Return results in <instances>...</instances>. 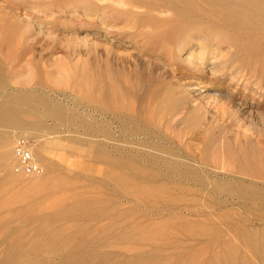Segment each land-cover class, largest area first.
<instances>
[{"label":"rangeland","instance_id":"1","mask_svg":"<svg viewBox=\"0 0 264 264\" xmlns=\"http://www.w3.org/2000/svg\"><path fill=\"white\" fill-rule=\"evenodd\" d=\"M191 1L0 0L34 47L0 54V95L69 114L21 103L34 130L0 125L48 149L40 176L0 162V264H261L244 235L264 242V9Z\"/></svg>","mask_w":264,"mask_h":264},{"label":"bare ground","instance_id":"2","mask_svg":"<svg viewBox=\"0 0 264 264\" xmlns=\"http://www.w3.org/2000/svg\"><path fill=\"white\" fill-rule=\"evenodd\" d=\"M186 1V0H185ZM189 3L193 2L191 0H187ZM195 1V0H194ZM262 0H254L252 2H249L250 6H258L259 8H263L264 9V2H260ZM187 2V4H188ZM226 2V1H223V3ZM231 2L233 1H228L229 5H231ZM210 4V3H209ZM227 4V3H226ZM233 5V4H232ZM224 6V5H223ZM249 7V6H248ZM244 8V7H243ZM12 29V28H11ZM10 31V30H9ZM8 31V32H9ZM15 38H14V35H9L6 30L4 28H0V54H2V52L6 49V51L9 50V52H13V54L15 56L17 55H24L25 53H28V52H32L34 50V47L33 46H22L23 42L22 40H18V41H14ZM16 42V45H11L12 43ZM16 46V47H14ZM14 47V48H13ZM1 57V55H0ZM200 60H201V57H200ZM1 62V61H0ZM2 63V62H1ZM2 67L1 64H0V75L1 73L3 72L2 71ZM4 69V68H3ZM3 76V75H2ZM5 83V82H4ZM3 85V79L0 77V87ZM17 91V90H16ZM28 91V90H27ZM23 92V93H14V94H6L4 92V94L2 93V95H0V98H1V101H0V125L1 126H4V127H7L8 129H16V130H20V131H27V130H34L32 126H30L29 122L26 123V122H23L20 118V109L21 105H25L27 108L26 112L29 113V114H34L36 113V111H39L37 109H40V108H43L44 110H46L47 114L49 116H55V118H58L61 122H68L69 119L67 118L68 115L65 117L64 116V113L63 111L60 109L59 106H57L56 104L54 103H51L52 101L51 100H47L46 98L42 97L41 94L39 95L38 93L36 92ZM51 101V102H49ZM19 106V107H18ZM24 109V108H23ZM25 111V110H24ZM24 111L22 114H24ZM29 114H26V115H29ZM40 114V113H39ZM38 115V114H37ZM29 116H33V115H29ZM40 116V115H39ZM42 116V115H41ZM39 118V117H38ZM42 118V117H40ZM23 119V118H22ZM35 119H37L35 117ZM57 119V120H58ZM40 120V119H39ZM36 121V120H35ZM37 122V121H36ZM36 122H33V123H36ZM41 122V121H40ZM39 122V124H40ZM37 123L34 125L36 127ZM41 126V124H40ZM6 128V129H7ZM5 138H0V147H1V150H0V162L1 161H6V160H10V159H14V156H13V153H12V149H11V140H7L5 142ZM49 142V141H48ZM50 143V142H49ZM47 143V144H49ZM51 144H57L56 142L54 143H51ZM49 144V145H51ZM33 147H37L40 149L41 152L43 153H47L48 152V149L46 148V146L44 147H41L40 144L37 142V139H33L32 141V146H31V150H32V153L34 155V150H33ZM99 147V146H98ZM37 150V149H36ZM116 152V151H115ZM39 153V152H38ZM40 154V153H39ZM53 154V153H52ZM59 154V153H57ZM42 155V154H40ZM116 156V155H115ZM35 157V156H34ZM114 158V157H113ZM110 159H108V162H109ZM113 161V160H112ZM121 161V160H120ZM7 162V161H6ZM115 162V161H114ZM113 162V163H114ZM130 162V161H128ZM110 163H111V160H110ZM1 164V163H0ZM168 164V163H167ZM170 166V164H168ZM143 171V170H142ZM144 172V171H143ZM44 174V173H43ZM42 174V175H43ZM8 176H14V174H12L10 171H8ZM33 176H40V175H33ZM2 177V176H1ZM1 179V178H0ZM9 179V178H8ZM6 180V178H5ZM11 180V178L9 179V181ZM264 181V180H263ZM5 182V181H4ZM244 184V183H243ZM248 185V184H247ZM264 185V183H263ZM243 185H241L242 187ZM222 187V186H221ZM251 187V186H250ZM1 188V187H0ZM242 189V188H241ZM226 190V189H225ZM238 190V189H236ZM227 191V190H226ZM246 191V190H245ZM233 192V191H231ZM244 192V191H243ZM249 193H251V191H248ZM254 192V190H253ZM252 192V193H253ZM260 192V191H259ZM257 192V195H259L260 193ZM246 193V192H245ZM255 193V192H254ZM259 193V194H258ZM227 193H225L226 195ZM230 194V192H229ZM232 194V193H231ZM239 197L241 196L242 198L245 197V198H249L250 200L251 199H254L253 197H246V196H243L245 194H241V193H238ZM247 194V193H246ZM233 195V194H232ZM236 195V193H235ZM254 195V194H253ZM256 195V194H255ZM263 195V193H262ZM260 197H255V202L258 204H262L263 206V210H264V196L261 197V195H259ZM246 200V199H245ZM244 200V201H245ZM239 201V200H238ZM254 202V203H255ZM253 203V202H252ZM244 204V203H243ZM246 205V204H245ZM256 207V206H255ZM262 210V209H261ZM264 212V211H263ZM247 229V228H246ZM245 229V230H246ZM252 232H255L252 230V228H250ZM247 232V231H246ZM242 233H240L241 235ZM245 234V233H244ZM242 236V235H241ZM244 236H246V238L248 239V243L250 245V247H252L251 249L254 250V253H255V256L256 258L258 259L259 263L261 264H264V242H263V239L261 241H258L256 240L254 237V234L253 236H251L248 232L247 234H245ZM256 236V234H255ZM244 239V237H242ZM245 238V239H246ZM257 238V237H256ZM247 239L245 240V242L247 241ZM247 243V242H246ZM227 247V245H225ZM224 246V248H225ZM229 249H231L232 247H230V245L228 246ZM227 248V249H228ZM228 249V250H229ZM235 249V248H233ZM232 251H237L236 249ZM227 250V251H228ZM230 250V252L228 251V256L226 257L225 259V263L226 264H236L237 262H239L241 264V261H242V264H249L248 261H246L247 259L245 258H242L241 254H239V256H241L239 259H237L236 257V254H233ZM225 254V253H224ZM253 255V254H252ZM226 256V255H225ZM254 257V256H253ZM240 260V261H239ZM250 261V259H249ZM237 263V264H239ZM258 264V262H257Z\"/></svg>","mask_w":264,"mask_h":264},{"label":"built area","instance_id":"3","mask_svg":"<svg viewBox=\"0 0 264 264\" xmlns=\"http://www.w3.org/2000/svg\"><path fill=\"white\" fill-rule=\"evenodd\" d=\"M32 140L25 136L19 135L12 147L14 156L13 170L17 174L25 176L42 175L45 172L43 164L38 162L31 150Z\"/></svg>","mask_w":264,"mask_h":264}]
</instances>
